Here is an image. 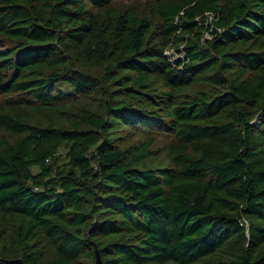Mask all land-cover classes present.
<instances>
[{
    "label": "trees",
    "instance_id": "16d2710c",
    "mask_svg": "<svg viewBox=\"0 0 264 264\" xmlns=\"http://www.w3.org/2000/svg\"><path fill=\"white\" fill-rule=\"evenodd\" d=\"M97 255L264 264V0H0V264Z\"/></svg>",
    "mask_w": 264,
    "mask_h": 264
},
{
    "label": "rangeland",
    "instance_id": "374dc122",
    "mask_svg": "<svg viewBox=\"0 0 264 264\" xmlns=\"http://www.w3.org/2000/svg\"><path fill=\"white\" fill-rule=\"evenodd\" d=\"M168 54L171 56V57H173V58H177V57H180L181 56V53H180V51H175V50H170L169 52H168ZM144 135H151V136H154L155 137V139H156V146H158V145H160L162 142H164L165 140H168V141H170L171 139H172V137L171 136H169V135H167V134H163V133H160V132H158V131H152V132H150V131H147V132H145L144 133ZM136 138H137V135H134L133 136V139L132 140H136ZM64 152H65V148L64 147H61L60 149H59V151H58V153L59 154H61V155H63L64 154ZM162 161L163 160H160V163H162ZM158 164V163H157Z\"/></svg>",
    "mask_w": 264,
    "mask_h": 264
},
{
    "label": "water",
    "instance_id": "95a60500",
    "mask_svg": "<svg viewBox=\"0 0 264 264\" xmlns=\"http://www.w3.org/2000/svg\"><path fill=\"white\" fill-rule=\"evenodd\" d=\"M13 263L14 264H22V262L20 260H14ZM96 264H102L98 255L96 258Z\"/></svg>",
    "mask_w": 264,
    "mask_h": 264
}]
</instances>
